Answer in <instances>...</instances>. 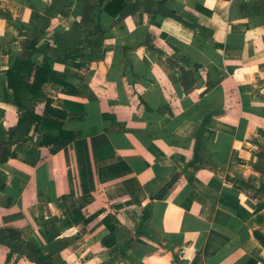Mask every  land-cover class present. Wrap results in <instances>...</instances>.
<instances>
[{
  "label": "crops",
  "instance_id": "0c3cea01",
  "mask_svg": "<svg viewBox=\"0 0 264 264\" xmlns=\"http://www.w3.org/2000/svg\"><path fill=\"white\" fill-rule=\"evenodd\" d=\"M111 1L0 0V264H264V0Z\"/></svg>",
  "mask_w": 264,
  "mask_h": 264
},
{
  "label": "trees",
  "instance_id": "16d2710c",
  "mask_svg": "<svg viewBox=\"0 0 264 264\" xmlns=\"http://www.w3.org/2000/svg\"><path fill=\"white\" fill-rule=\"evenodd\" d=\"M103 0H98V3H102ZM116 6V14L124 6L123 0H112L110 4ZM109 4V5H110ZM111 4V5H112ZM97 32V28H94L90 32V36L94 35ZM88 38H85V46L81 49H84L89 46L90 43H86ZM34 54V45H32V50L29 54V57L26 59L16 58L11 63L10 67L6 70V81L7 86L11 89L13 94L14 103L19 111L18 124L20 123H53L48 117H43L35 113L33 110L27 109L22 103V93L27 91L31 98L38 102L44 103V113L58 118L63 119L66 117V112L62 109L56 108L53 106V97L48 95L44 91V84L47 80L49 73L48 64H36L32 60V55ZM59 137H51V135L44 134L40 140V144H49L55 142ZM150 215V205L146 206L139 217L138 224L135 229L136 234L143 233V226L145 221L149 218ZM255 235L263 240L261 234L255 232ZM106 242V241H103Z\"/></svg>",
  "mask_w": 264,
  "mask_h": 264
}]
</instances>
